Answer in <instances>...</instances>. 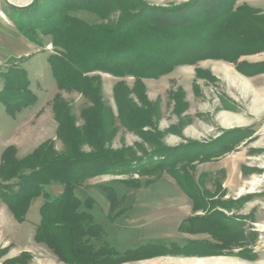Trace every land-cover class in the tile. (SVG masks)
Returning <instances> with one entry per match:
<instances>
[{"label":"rangeland","instance_id":"rangeland-1","mask_svg":"<svg viewBox=\"0 0 264 264\" xmlns=\"http://www.w3.org/2000/svg\"><path fill=\"white\" fill-rule=\"evenodd\" d=\"M34 1L0 0V20L15 28L8 12ZM141 1L174 12L203 4ZM246 7L257 11L254 18H264V0L233 3L236 12ZM75 15L92 24L101 22L87 11ZM42 41L34 51L53 53L51 37L43 36ZM12 52L16 57H0V72L11 65L9 59L27 58L20 55L21 49ZM236 58L235 63L211 58L182 64L141 81L100 72L104 101L116 117L108 148L116 154L117 167L81 179L75 190L81 191L80 210L90 213L99 226L87 241L99 250L91 264H264V71L253 72L258 66L264 70V48ZM39 73L46 86L33 85L41 96L39 105L13 116L0 102V164L8 147L19 159L50 141L57 152L65 151L54 111L58 98L71 107L76 124H84L82 111L91 105L89 99L75 90H60L57 84L53 92L46 74ZM50 79L55 80L53 75ZM118 82L129 88V103L122 104L125 118H119L115 100ZM55 127V136L49 137ZM83 150L93 151L88 145ZM52 184L63 187L60 194H52ZM52 184L34 199L24 221L0 200V264H79L78 255L58 254L36 239L40 207L48 196L65 190L59 182Z\"/></svg>","mask_w":264,"mask_h":264},{"label":"trees","instance_id":"trees-1","mask_svg":"<svg viewBox=\"0 0 264 264\" xmlns=\"http://www.w3.org/2000/svg\"><path fill=\"white\" fill-rule=\"evenodd\" d=\"M235 1L203 0L195 9L174 12L150 8L141 0H35L28 7L8 12L22 35L36 45H42L43 36L51 37L54 52L48 60L58 88L78 91L91 104L83 109L84 124L79 126L71 107L62 98L55 100L58 137L66 146L63 153L50 141L22 159L12 147L1 156L0 200L21 221L46 185H65L61 195L48 196L40 207L36 239L58 254L66 251L78 255L79 264L96 261L99 250L87 241L99 226L90 213L80 210L84 203L75 190L81 179L117 167L116 154L108 148L116 133V117L104 101L100 72L141 81L204 59L235 63L239 55L264 48V18H254L257 11L250 7L234 11ZM79 11L93 13L101 22L89 23L75 15ZM23 60L9 59L7 64L11 65L0 72V102L13 116L38 101L28 71L19 65ZM263 71L260 66L253 70ZM114 92L119 118H125L122 104L129 103V88L118 82ZM128 107L134 115L132 106ZM86 145L93 151L86 153Z\"/></svg>","mask_w":264,"mask_h":264},{"label":"crops","instance_id":"crops-1","mask_svg":"<svg viewBox=\"0 0 264 264\" xmlns=\"http://www.w3.org/2000/svg\"><path fill=\"white\" fill-rule=\"evenodd\" d=\"M15 27V26H13ZM14 41H11V39ZM13 42V43H12ZM10 45L12 46L10 48ZM34 47H38L37 45H35L33 42H31L30 40H28L26 37H24L17 29L15 28H9L8 26H6L5 24H3V22L0 20V57H11V56H15L12 53V49L18 48L22 50V54H20L21 56H27V58L25 60H23V66L24 68H26V70L28 71V75L30 78V82H31V89L33 91L34 90V86L35 84H37L40 88H44L45 86V81L42 78V75L39 72H44L46 75V78L49 81V85L51 87V89L53 90V92L56 91V82L54 80V82H51V76L53 75L52 73V69H51V65L49 63L48 57L49 54L48 53H41L38 51H34ZM31 50V51H30ZM16 57V56H15ZM42 70V71H41ZM54 77V76H53ZM47 90V89H46ZM41 101V96L40 94H38V101L35 105L30 106L29 108H33L36 107L37 105L40 104ZM55 131H56V127L54 128V132L53 134H51L49 137H54L55 136ZM2 149H0V154L2 153ZM30 152V151H28ZM27 153V152H26ZM49 189H52L53 192L52 194H60L61 191L63 190L62 186H59L57 184H52L49 186ZM79 189V188H78ZM77 189V195L79 198L81 197V191H79ZM31 213V212H30Z\"/></svg>","mask_w":264,"mask_h":264}]
</instances>
